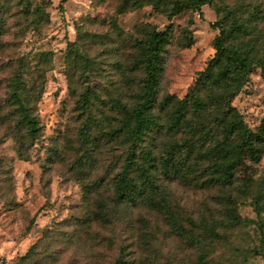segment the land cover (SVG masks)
I'll use <instances>...</instances> for the list:
<instances>
[{"label": "rangeland", "instance_id": "rangeland-1", "mask_svg": "<svg viewBox=\"0 0 264 264\" xmlns=\"http://www.w3.org/2000/svg\"><path fill=\"white\" fill-rule=\"evenodd\" d=\"M18 1L0 0V263H14L40 241L38 250L50 242L49 249L59 253L57 264H114L121 254L126 264H264L259 253L264 239V153L255 165L256 180L245 190L243 182L227 193L161 175L154 198L168 204L174 223L148 204L112 202V177L122 163L123 147L103 134L113 123L111 99L128 97V78L139 77L127 70L131 38L151 30L167 32L157 98H182L215 53L220 1L170 19L150 5L133 8L140 0H130L127 9L121 0H28L27 6ZM37 9L44 12L38 22L30 15ZM20 62L29 69L26 79L39 78L38 70H43L33 106L38 134L31 138L22 131V146L8 101L9 83L21 70ZM88 88L98 100L91 107L96 119L89 134L83 131L88 114L77 109V99ZM232 104L250 129L264 121L259 68L247 75ZM85 186L91 189L88 197ZM252 195L260 197L259 214ZM98 201L109 206L108 223H92L85 232L76 229L71 221L89 208L95 210ZM233 215L254 223H236ZM45 230L53 238H45Z\"/></svg>", "mask_w": 264, "mask_h": 264}, {"label": "trees", "instance_id": "trees-1", "mask_svg": "<svg viewBox=\"0 0 264 264\" xmlns=\"http://www.w3.org/2000/svg\"><path fill=\"white\" fill-rule=\"evenodd\" d=\"M212 1L140 0L132 7L150 5L156 12L170 19L189 9L199 11L202 5ZM219 1L214 23L219 29L213 38L215 53L182 98L173 94L157 98L162 52L168 41L167 32L151 30L141 38H131L127 70L129 73L138 72L139 77L136 81L128 78V97L111 99L113 123L108 131H103L105 140L123 147L122 163L112 177L113 203L137 206L142 202L165 213L174 223L175 218L168 204L154 198L161 175L180 177L201 186L217 187L227 193L237 182H243L241 190H245L256 180L255 165L264 153V121L256 129H250L232 100L241 90L247 75L255 68L260 69L264 80V0ZM18 2L27 6L29 1ZM121 4L124 9L130 8V0H121ZM43 14L42 9L30 13L31 16L35 15L37 19L33 21L36 22L42 20ZM1 29L0 22V34ZM80 34L78 32L79 41ZM70 45L73 48L78 46L76 42ZM20 64L21 70L9 83L11 90L8 101L13 106L11 115L21 144L22 131L31 138L38 134V120L33 106L41 91L39 78L43 70H38L39 78L30 76L26 79L23 75L28 74L29 69L25 64ZM96 101V91L91 88L77 99V109L80 113L88 114L83 125V131L88 134L92 129L91 121L95 122L96 119L91 115V107L98 106ZM85 187V197H88L91 189ZM252 199L254 209L259 214L260 197L252 195ZM101 204L98 201L95 210L87 209L82 217L74 218L71 223L82 232L89 231L92 223H108L109 206ZM232 219L236 223H254L251 219L237 215H233ZM177 226L181 228L180 223ZM50 232L45 230V238L48 240L53 238L48 235ZM64 238L71 243V238ZM39 243L33 244L11 264H57L59 253L49 249L50 242H46L42 250H38L41 246ZM263 245L264 239L261 238L262 248L259 253L264 262ZM83 252L88 258L91 257L88 250ZM126 263L121 254L114 264ZM0 264L7 263L1 260Z\"/></svg>", "mask_w": 264, "mask_h": 264}]
</instances>
